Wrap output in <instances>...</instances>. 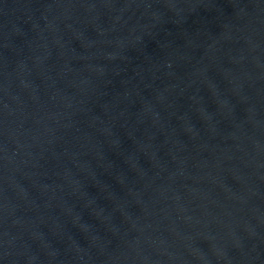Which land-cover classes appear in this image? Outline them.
Returning <instances> with one entry per match:
<instances>
[{"label":"water","instance_id":"obj_1","mask_svg":"<svg viewBox=\"0 0 264 264\" xmlns=\"http://www.w3.org/2000/svg\"><path fill=\"white\" fill-rule=\"evenodd\" d=\"M0 264H264V0H0Z\"/></svg>","mask_w":264,"mask_h":264}]
</instances>
